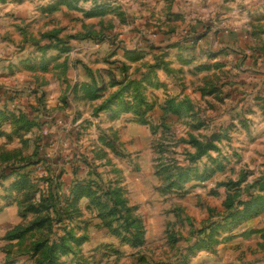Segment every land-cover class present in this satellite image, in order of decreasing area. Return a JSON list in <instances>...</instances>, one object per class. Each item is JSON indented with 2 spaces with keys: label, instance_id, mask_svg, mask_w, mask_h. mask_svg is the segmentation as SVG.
<instances>
[{
  "label": "rangeland",
  "instance_id": "rangeland-1",
  "mask_svg": "<svg viewBox=\"0 0 264 264\" xmlns=\"http://www.w3.org/2000/svg\"><path fill=\"white\" fill-rule=\"evenodd\" d=\"M218 2L0 0V264H264L242 252L264 241V17L241 45L199 43L234 27ZM111 88L90 160L76 106Z\"/></svg>",
  "mask_w": 264,
  "mask_h": 264
},
{
  "label": "clouds",
  "instance_id": "clouds-1",
  "mask_svg": "<svg viewBox=\"0 0 264 264\" xmlns=\"http://www.w3.org/2000/svg\"><path fill=\"white\" fill-rule=\"evenodd\" d=\"M99 2H102V0H99ZM246 3V0H236L235 3L231 4H223L222 0L221 2L215 3V4H209L207 6H204L207 9V13L209 15L216 16L218 13L221 16V19H228L230 20L236 30L244 29V30H251L247 27V20H246V14L240 15L239 10L244 6ZM85 11L91 9L94 7L93 0H87L85 3L84 0H81V3L78 5ZM63 11L68 14L69 16H76L78 19L82 22H85L83 13H76L69 11L68 8H64ZM114 14H109L105 16L103 19L104 21H107L111 19V17ZM99 25V24H98ZM90 27L89 31H95L100 32L99 26ZM105 27H107V23H105ZM110 50V49H108ZM156 63V59L152 56H147L143 60L138 61L136 64L131 65L132 71H139L140 73H144L148 71V68ZM175 68V66H173ZM116 76V79L119 80L121 78V74L116 72L114 73ZM162 75V74H161ZM185 75H187V70H185ZM105 81L108 79L107 77L103 78ZM90 82V81H89ZM97 85L100 83V78H97L96 80ZM171 88V85L170 87ZM178 91V89H176ZM120 92V88H111L108 90V92L103 95L100 99H96L90 102H84L80 105H77L76 107L80 111V118L77 120L76 125H73V127L79 128L80 126H84V130L81 133L80 137V144L75 145L76 147L80 148L81 152H84L85 155L88 156V158L91 160L92 155L95 153H101V152H107V148L104 146V144L101 142V137L107 135L111 136L112 131L115 127L114 124H108L104 121V113L99 112L103 106L108 104L114 96H116ZM171 94L168 96L162 95L160 92H156L154 96L149 98L150 103H154L157 108L161 104H163L164 99H170ZM129 102L133 103L131 101V98H129ZM69 117V124H71V111L67 113ZM190 113L184 114L182 117L183 120L187 121L188 117L190 116ZM167 120V119H166ZM176 120V119H175ZM190 122V121H189ZM174 129H168L167 135L169 138L173 136ZM211 132H209V135ZM98 163H106V160H100ZM252 177L249 178V180L241 185V195L237 196V199H243V191L247 188V185L251 183ZM261 247L260 248H252L250 251L246 249H242V252L244 253V258L251 259L253 254L259 255L261 252H264V241L260 242ZM14 253H16V249H12ZM10 257H6L3 254H0V262L3 260L9 259Z\"/></svg>",
  "mask_w": 264,
  "mask_h": 264
},
{
  "label": "crops",
  "instance_id": "crops-1",
  "mask_svg": "<svg viewBox=\"0 0 264 264\" xmlns=\"http://www.w3.org/2000/svg\"><path fill=\"white\" fill-rule=\"evenodd\" d=\"M239 14L240 15L246 14V20H249L248 18L250 14H253L250 17V19H254V16H256L257 14L258 16L259 14H263V16L261 17H264V0H246V3L244 4V6L240 8ZM201 26H204V24H195V23L191 24V26L188 29L189 33L190 34L195 33V36L198 35L199 29L201 28ZM211 33L208 32L207 34H204L203 38L200 37L199 38L200 40H198V42L199 43H202V42L203 43H206V42L213 43L214 42L215 46L218 45V47L220 48L221 46L227 47L226 45L228 43H230L232 46L241 45L242 43L245 42L247 38L246 31L243 28L240 30H236L235 27H233L228 31V33L226 31L224 32L214 31V33L213 32ZM206 49L208 51H211L210 47H206ZM214 49H218V48H214Z\"/></svg>",
  "mask_w": 264,
  "mask_h": 264
},
{
  "label": "trees",
  "instance_id": "trees-1",
  "mask_svg": "<svg viewBox=\"0 0 264 264\" xmlns=\"http://www.w3.org/2000/svg\"><path fill=\"white\" fill-rule=\"evenodd\" d=\"M253 203V201H248V202H244V203H240L241 205H243V207L245 208L244 209V212L246 213V215H244V216H250V214L251 213H253L254 211V209H251V207L249 206L250 204H252ZM249 206V207H248ZM256 208L258 207V206H255ZM240 215V214H239ZM233 218H235L237 215L236 214H232L231 215ZM142 241H140V239H138V243H141ZM49 264H55V263H49Z\"/></svg>",
  "mask_w": 264,
  "mask_h": 264
}]
</instances>
